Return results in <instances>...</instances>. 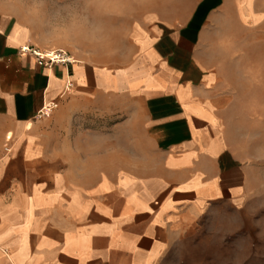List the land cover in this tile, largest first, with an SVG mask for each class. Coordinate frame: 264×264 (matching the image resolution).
Here are the masks:
<instances>
[{"label":"crops","instance_id":"1","mask_svg":"<svg viewBox=\"0 0 264 264\" xmlns=\"http://www.w3.org/2000/svg\"><path fill=\"white\" fill-rule=\"evenodd\" d=\"M106 12L90 38L126 42L102 62L82 28L71 49L0 9V264H145L174 218L245 211L256 192L264 0ZM24 45L75 62L43 68Z\"/></svg>","mask_w":264,"mask_h":264},{"label":"rangeland","instance_id":"2","mask_svg":"<svg viewBox=\"0 0 264 264\" xmlns=\"http://www.w3.org/2000/svg\"><path fill=\"white\" fill-rule=\"evenodd\" d=\"M128 1L0 0V9L33 25L39 36L71 49L75 28H82L83 50L97 53L94 58L106 62L122 58L126 41L91 39L89 27L91 22L95 26L105 21L108 7L120 10ZM258 65L264 66V59ZM253 74L259 82L264 81V71ZM258 90L264 95V90ZM252 133L249 155L257 159L258 184L245 211H209L197 219L174 218L169 222L172 229L162 233L165 242L152 249L157 254L146 258L145 264H264V120L257 121Z\"/></svg>","mask_w":264,"mask_h":264},{"label":"built area","instance_id":"3","mask_svg":"<svg viewBox=\"0 0 264 264\" xmlns=\"http://www.w3.org/2000/svg\"><path fill=\"white\" fill-rule=\"evenodd\" d=\"M18 54L21 57L32 58L34 62L43 68L60 67L67 71H70L73 64L74 58L70 53L60 49H40L35 46L24 45L18 49ZM72 84H67V90L70 91ZM56 102H50L47 104L42 111L37 115V118H47L57 108Z\"/></svg>","mask_w":264,"mask_h":264}]
</instances>
